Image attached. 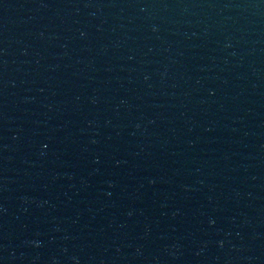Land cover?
Returning a JSON list of instances; mask_svg holds the SVG:
<instances>
[{
    "label": "water",
    "instance_id": "water-1",
    "mask_svg": "<svg viewBox=\"0 0 264 264\" xmlns=\"http://www.w3.org/2000/svg\"><path fill=\"white\" fill-rule=\"evenodd\" d=\"M0 264H264V0H0Z\"/></svg>",
    "mask_w": 264,
    "mask_h": 264
}]
</instances>
